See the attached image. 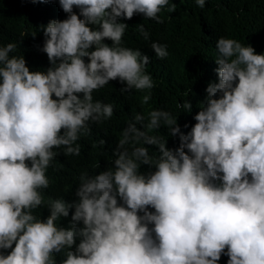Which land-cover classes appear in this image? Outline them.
Returning <instances> with one entry per match:
<instances>
[{"label":"clouds","instance_id":"1","mask_svg":"<svg viewBox=\"0 0 264 264\" xmlns=\"http://www.w3.org/2000/svg\"><path fill=\"white\" fill-rule=\"evenodd\" d=\"M196 3L205 7V0ZM59 4L69 15L44 27L46 71L30 70L23 55L10 56L17 44L0 46V264H57L62 251L60 264H218L222 254L227 264H264V53L234 38L216 43L218 82L207 86V103L187 134L169 111L148 113L147 130L163 122L171 136L179 134L178 148L130 124L113 166L81 173L77 201H45L54 149L80 156L76 142L90 122L114 114L93 93L115 80L125 85L122 93L155 87L149 57L123 46L128 24L121 18L139 13L162 23V10H176L169 0ZM139 32L149 38L143 24ZM151 48L160 59L168 56L166 45ZM150 99L148 91L141 103ZM178 107L191 112L192 104ZM141 141L159 156L135 147ZM142 165L155 171L145 175ZM40 207L49 209L46 219L34 213ZM72 209L71 227L61 226Z\"/></svg>","mask_w":264,"mask_h":264},{"label":"trees","instance_id":"2","mask_svg":"<svg viewBox=\"0 0 264 264\" xmlns=\"http://www.w3.org/2000/svg\"><path fill=\"white\" fill-rule=\"evenodd\" d=\"M173 3L176 5L174 12L164 9L159 13L162 23L139 13L130 20L121 18L128 24L123 46L140 49L149 57L146 71L151 74L155 87L122 93L120 89L125 85L115 80L93 93L94 100L112 104L114 114L100 123L90 122L88 134L81 135L76 142L81 146L80 156L64 155L63 148L54 149L59 154L47 170L50 187L42 190L45 201L50 198L77 201L76 189L81 173L86 171L95 175L111 168L120 151L117 146L125 129L135 124L138 129L148 131V113L153 109L169 111L177 117L181 133L187 134L196 123L194 116L202 103H207V86L218 82L215 58L218 55L216 43L220 37L234 38L245 46L251 45L258 54L264 53V0H205L204 8H200L196 0H169V5ZM73 11L79 14L80 10L74 7ZM68 15L61 9L59 0H0V46L17 44L10 56L23 55L30 70L46 71L51 65L43 51L46 40L44 27L50 21L63 20ZM141 24L149 33L147 40L139 32ZM105 42L111 44L110 40ZM153 42L167 46L166 58L157 57L151 48ZM148 91L151 92V99L142 104V98ZM186 100L192 104L191 112L178 107ZM137 114L144 115L145 120L137 122ZM161 124L159 129L148 131V134L167 140L170 149L178 148L179 134L171 136L169 129L163 126V122ZM101 140L105 143L101 144ZM140 146L148 147L150 156H159L156 146L144 145L143 141L135 145ZM125 147L131 152V142ZM97 164L98 168L95 167ZM153 171L154 166L142 165L140 168L145 175ZM72 211L74 209L70 210L67 218H61V226L71 227ZM34 213L41 219L50 214L46 207L37 208ZM81 226L82 223L77 225ZM79 240L77 236V244ZM3 251L7 254L10 249ZM55 258L60 264L66 258L65 252L57 253ZM228 259L226 254H222L218 264H227Z\"/></svg>","mask_w":264,"mask_h":264},{"label":"bare ground","instance_id":"3","mask_svg":"<svg viewBox=\"0 0 264 264\" xmlns=\"http://www.w3.org/2000/svg\"><path fill=\"white\" fill-rule=\"evenodd\" d=\"M61 9H62V8H61ZM122 21H123V20H122ZM122 21H121V22H122ZM123 22H124V21H123ZM143 25H144V24H143ZM96 125H97V124H96ZM92 127H93V126H92ZM95 130H96V129H95ZM92 134H93V132H92ZM96 135H97V134H96ZM93 136H94V135H93ZM84 139H85V138H83V140H84ZM83 140H82V141H83ZM82 141H81V142H82ZM81 144H82V143H81ZM83 144H84V143H83ZM71 181H72V180H71Z\"/></svg>","mask_w":264,"mask_h":264}]
</instances>
